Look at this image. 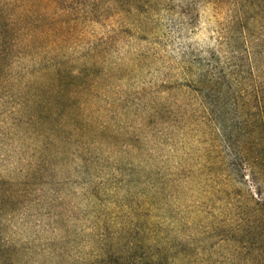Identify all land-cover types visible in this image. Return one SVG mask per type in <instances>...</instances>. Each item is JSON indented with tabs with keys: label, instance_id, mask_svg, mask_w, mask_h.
<instances>
[{
	"label": "rangeland",
	"instance_id": "obj_1",
	"mask_svg": "<svg viewBox=\"0 0 264 264\" xmlns=\"http://www.w3.org/2000/svg\"><path fill=\"white\" fill-rule=\"evenodd\" d=\"M0 264H264V0H0Z\"/></svg>",
	"mask_w": 264,
	"mask_h": 264
}]
</instances>
